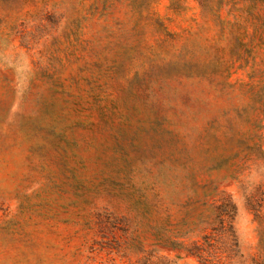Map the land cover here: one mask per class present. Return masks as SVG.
Returning a JSON list of instances; mask_svg holds the SVG:
<instances>
[{"label": "rangeland", "instance_id": "1", "mask_svg": "<svg viewBox=\"0 0 264 264\" xmlns=\"http://www.w3.org/2000/svg\"><path fill=\"white\" fill-rule=\"evenodd\" d=\"M0 264H264V0H0Z\"/></svg>", "mask_w": 264, "mask_h": 264}]
</instances>
